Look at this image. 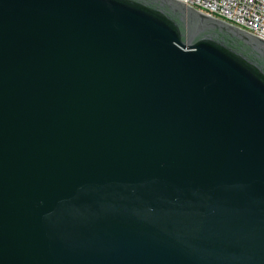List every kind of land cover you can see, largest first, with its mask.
Returning a JSON list of instances; mask_svg holds the SVG:
<instances>
[{
  "label": "water",
  "instance_id": "obj_1",
  "mask_svg": "<svg viewBox=\"0 0 264 264\" xmlns=\"http://www.w3.org/2000/svg\"><path fill=\"white\" fill-rule=\"evenodd\" d=\"M0 264H264V42L174 0H0Z\"/></svg>",
  "mask_w": 264,
  "mask_h": 264
},
{
  "label": "built area",
  "instance_id": "obj_2",
  "mask_svg": "<svg viewBox=\"0 0 264 264\" xmlns=\"http://www.w3.org/2000/svg\"><path fill=\"white\" fill-rule=\"evenodd\" d=\"M188 8L203 16L204 11L216 14V9L227 10L231 20H223L224 24L234 22L242 32L250 29L252 37L264 42V0H188Z\"/></svg>",
  "mask_w": 264,
  "mask_h": 264
},
{
  "label": "bare ground",
  "instance_id": "obj_3",
  "mask_svg": "<svg viewBox=\"0 0 264 264\" xmlns=\"http://www.w3.org/2000/svg\"><path fill=\"white\" fill-rule=\"evenodd\" d=\"M180 4L188 8V0H180ZM204 16L213 20L220 21L222 23L223 20H231V13L223 9H216V14H212L211 11H204ZM218 17L221 18L222 20H218ZM226 25L231 26L240 31V27L237 26L234 22H226ZM243 32L251 36L250 29H243Z\"/></svg>",
  "mask_w": 264,
  "mask_h": 264
}]
</instances>
